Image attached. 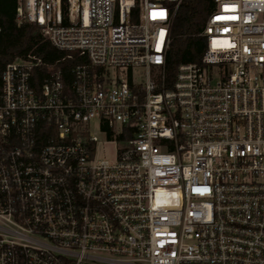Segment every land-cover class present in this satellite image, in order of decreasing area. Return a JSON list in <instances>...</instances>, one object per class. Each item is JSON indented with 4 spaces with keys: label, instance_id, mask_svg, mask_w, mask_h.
Masks as SVG:
<instances>
[{
    "label": "built area",
    "instance_id": "obj_1",
    "mask_svg": "<svg viewBox=\"0 0 264 264\" xmlns=\"http://www.w3.org/2000/svg\"><path fill=\"white\" fill-rule=\"evenodd\" d=\"M181 2L18 0L84 61L0 71V264H264V0H214L169 78Z\"/></svg>",
    "mask_w": 264,
    "mask_h": 264
},
{
    "label": "trees",
    "instance_id": "obj_2",
    "mask_svg": "<svg viewBox=\"0 0 264 264\" xmlns=\"http://www.w3.org/2000/svg\"><path fill=\"white\" fill-rule=\"evenodd\" d=\"M17 7L18 0H0V71L16 59L38 62L33 71L35 86L40 87L47 78L48 67L60 70L67 86L72 80V67L84 59L76 55L67 58L44 37L40 27L27 23L18 26ZM214 7V0H182L174 17L166 54L165 69L169 78L174 77L180 65L201 61L206 49L202 33Z\"/></svg>",
    "mask_w": 264,
    "mask_h": 264
},
{
    "label": "rangeland",
    "instance_id": "obj_3",
    "mask_svg": "<svg viewBox=\"0 0 264 264\" xmlns=\"http://www.w3.org/2000/svg\"><path fill=\"white\" fill-rule=\"evenodd\" d=\"M97 132V131H96ZM103 140L102 135H99ZM115 145L114 144H105L100 145L98 156L100 158L114 159Z\"/></svg>",
    "mask_w": 264,
    "mask_h": 264
}]
</instances>
